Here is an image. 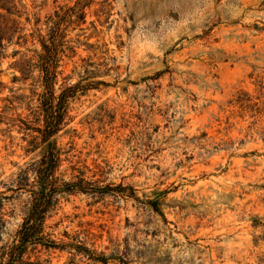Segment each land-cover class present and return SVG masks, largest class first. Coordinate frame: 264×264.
Masks as SVG:
<instances>
[{
    "label": "rangeland",
    "instance_id": "1",
    "mask_svg": "<svg viewBox=\"0 0 264 264\" xmlns=\"http://www.w3.org/2000/svg\"><path fill=\"white\" fill-rule=\"evenodd\" d=\"M75 2L19 0L20 31L0 45V245L26 198L8 188L38 158L18 126L31 78L16 61L39 49L27 34ZM82 3L55 85L76 92L55 136L63 179L97 192L65 195L44 230L77 234L106 262L40 249L43 264H264V0Z\"/></svg>",
    "mask_w": 264,
    "mask_h": 264
},
{
    "label": "trees",
    "instance_id": "2",
    "mask_svg": "<svg viewBox=\"0 0 264 264\" xmlns=\"http://www.w3.org/2000/svg\"><path fill=\"white\" fill-rule=\"evenodd\" d=\"M82 1L76 0L73 6L66 8L60 6L47 15L45 30L36 27L27 34L39 49L31 50V55L23 54L16 61L21 79L31 78L30 95L25 96L29 97L25 102L28 113L24 118H18V126L23 133L21 139L26 142L25 152L38 150V158L20 168L13 180L14 186L8 188L22 190L26 198L21 205V222L11 241L0 245V264H43L47 260L40 259V249L65 250L72 260L79 255L86 261L106 262L103 253L96 255L77 234L63 231L66 240L57 241L51 238L52 233L44 230L50 227L45 221L56 212L65 195L97 192L89 187L93 182L83 177L63 179L59 172L61 152L55 136L68 124L70 99L76 92L77 83L60 85L58 93H55V85L62 73L58 69L59 62L73 56L76 44H79L76 37L65 39V31L71 24L84 21ZM19 6V0H0V45L3 39L11 41V33L20 31L14 17L22 14ZM20 37H25L26 42L25 34ZM86 65H81V71L89 72ZM34 71L37 72L35 76ZM148 203L154 211L160 212L156 202L150 200Z\"/></svg>",
    "mask_w": 264,
    "mask_h": 264
}]
</instances>
